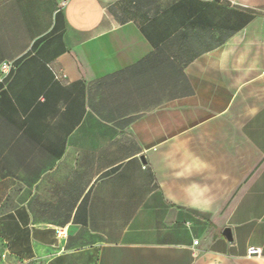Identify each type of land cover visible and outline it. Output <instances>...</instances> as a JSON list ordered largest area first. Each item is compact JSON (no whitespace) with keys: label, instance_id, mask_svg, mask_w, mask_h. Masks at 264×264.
<instances>
[{"label":"crops","instance_id":"1","mask_svg":"<svg viewBox=\"0 0 264 264\" xmlns=\"http://www.w3.org/2000/svg\"><path fill=\"white\" fill-rule=\"evenodd\" d=\"M10 61L7 264H264V0H0Z\"/></svg>","mask_w":264,"mask_h":264},{"label":"built area","instance_id":"2","mask_svg":"<svg viewBox=\"0 0 264 264\" xmlns=\"http://www.w3.org/2000/svg\"><path fill=\"white\" fill-rule=\"evenodd\" d=\"M14 69V63L13 62H2L0 64V84H4V81L9 77V75L12 73ZM57 237H60L63 234V231L61 229L56 231ZM193 243H197V240H194ZM260 253V249L257 247H248L247 254L250 255H258ZM4 255V254H3Z\"/></svg>","mask_w":264,"mask_h":264},{"label":"rangeland","instance_id":"3","mask_svg":"<svg viewBox=\"0 0 264 264\" xmlns=\"http://www.w3.org/2000/svg\"><path fill=\"white\" fill-rule=\"evenodd\" d=\"M0 264H7V259L0 250Z\"/></svg>","mask_w":264,"mask_h":264},{"label":"water","instance_id":"4","mask_svg":"<svg viewBox=\"0 0 264 264\" xmlns=\"http://www.w3.org/2000/svg\"><path fill=\"white\" fill-rule=\"evenodd\" d=\"M223 233L228 239H230V236H229V233H228V229H225V231Z\"/></svg>","mask_w":264,"mask_h":264}]
</instances>
